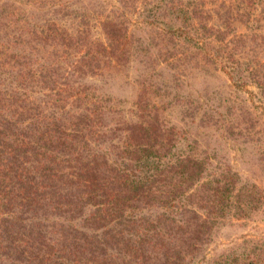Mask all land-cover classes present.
<instances>
[{"label": "rangeland", "instance_id": "rangeland-1", "mask_svg": "<svg viewBox=\"0 0 264 264\" xmlns=\"http://www.w3.org/2000/svg\"><path fill=\"white\" fill-rule=\"evenodd\" d=\"M194 7L216 61L134 21L140 0H0V264H209L264 240V0ZM167 141L195 177L128 185ZM226 180L260 203L226 221Z\"/></svg>", "mask_w": 264, "mask_h": 264}, {"label": "trees", "instance_id": "trees-1", "mask_svg": "<svg viewBox=\"0 0 264 264\" xmlns=\"http://www.w3.org/2000/svg\"><path fill=\"white\" fill-rule=\"evenodd\" d=\"M195 1L196 0H140L141 8L140 11L136 13L134 21H138V23L146 27L156 28L163 34H167L182 42L190 51L192 50L204 57L212 58L216 61L217 57L213 51L212 41L210 42L208 38H199V36H197L199 33L195 32V23L192 21L195 13ZM108 38L112 40V43L115 41L112 36H108ZM37 39H49L60 44L64 43L65 46H72V41L76 44L80 43L76 40V36L66 34L45 33L37 37ZM76 92H78V96H86L88 94L78 89H76ZM85 105L92 106V99L88 100ZM36 131L40 132L39 130ZM45 133L48 134V132ZM59 133L62 134V132ZM148 147L152 148L147 145L138 147L136 153L139 155H134V166L136 170L132 172L137 171L138 175L132 174L130 178L126 179L130 186L131 184L146 183L149 181L150 176H153L152 173L155 172H166L171 170L174 174L177 168L181 170L187 168L188 172L186 177L193 179L197 171L196 169L200 168L202 165V161L197 160L195 161L196 167H193V165L190 164L191 160L182 159V155L187 151L172 142L167 141L163 146L165 149V158H161L154 152L151 153ZM157 150L158 149H156V151ZM5 178H7V176H0V185ZM224 182L226 187L222 186V189L221 187L215 189L216 200L213 206H215L216 211L225 217V220L226 218L228 220L230 218H236L240 213H243L240 209L242 206H238L237 204L243 202L245 205V202L243 200L241 202V199L237 197L239 195L243 194L245 196L246 205H251L252 201L260 203L261 200L259 195L255 194L254 185L252 183L242 182L240 184L238 183V186H236L233 180H226ZM122 201L123 199H121V202ZM258 241L260 244L259 246L252 245L251 249L245 251L231 248L228 254L223 255L222 259H220V255L218 259L210 260L209 264H240L237 261H240V258L245 260V262L240 261L241 264H264V252L262 251L264 249V240Z\"/></svg>", "mask_w": 264, "mask_h": 264}]
</instances>
